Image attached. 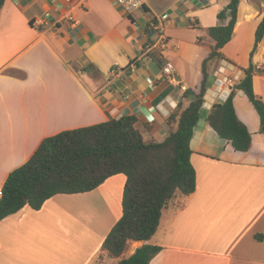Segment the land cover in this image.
<instances>
[{
    "label": "crops",
    "instance_id": "1",
    "mask_svg": "<svg viewBox=\"0 0 264 264\" xmlns=\"http://www.w3.org/2000/svg\"><path fill=\"white\" fill-rule=\"evenodd\" d=\"M229 1L146 0L130 15L113 0H6L0 10V190L45 137L63 130L135 114L147 139L163 141L174 129L168 117L184 93L166 80L163 66L173 65L176 75L199 91L193 84L201 85L203 74L197 76L214 43L207 28L228 23L218 13ZM171 10L196 30L193 46L174 45L167 24L178 23L164 19ZM48 12L52 21L38 24L36 19ZM68 15L74 19H63ZM263 17L264 0H240L233 36L222 49L227 59L213 73L191 141L196 190L183 208L171 203L155 235L147 242L134 241L128 255L149 243L161 247L151 264H264L260 116L245 92L237 90V115L253 136L248 151L233 149L208 121L214 105L227 98L222 78L238 75V83L251 60L257 70L253 88L264 102V37L251 57ZM56 19L62 20L55 26ZM159 29L169 38L166 49ZM82 60L99 72H77L69 65ZM132 60L137 63L128 74L122 68ZM219 68L226 73H217ZM93 80L102 100L89 83ZM219 90L223 98L216 97ZM126 180L118 173L93 190L58 193L40 209L27 205L5 217L0 221V264H105L107 258L113 264L116 259L106 255L96 260L123 215Z\"/></svg>",
    "mask_w": 264,
    "mask_h": 264
},
{
    "label": "trees",
    "instance_id": "2",
    "mask_svg": "<svg viewBox=\"0 0 264 264\" xmlns=\"http://www.w3.org/2000/svg\"><path fill=\"white\" fill-rule=\"evenodd\" d=\"M5 1L0 0V10ZM239 3L240 0H230L218 13L219 20L228 19V23L207 28L214 43L201 65L200 89H188L183 93L178 107L168 117L174 129L163 141L147 139L135 114H124L45 137L30 159L8 175L1 189L0 221L27 205L40 209L58 193L87 192L109 177L123 173L127 177L123 215L103 242L97 260L100 262L106 255L116 259L113 264H151L161 251L160 246L145 243L132 254L128 252L134 241L147 242L155 235L163 211L171 203L177 210L183 208L196 190L191 141L213 73L218 63L227 59L222 49L233 36ZM152 22L157 24L158 19L154 17ZM263 37L264 17L256 30L251 57ZM133 63L137 60L122 69L131 74ZM69 65L77 72H99L93 63L85 60L69 62ZM242 69L244 77L228 98L215 104L208 115L213 129L236 151H248L253 144L252 133L235 109L237 90L245 92L264 125V102L253 88L257 70L252 60Z\"/></svg>",
    "mask_w": 264,
    "mask_h": 264
},
{
    "label": "built area",
    "instance_id": "3",
    "mask_svg": "<svg viewBox=\"0 0 264 264\" xmlns=\"http://www.w3.org/2000/svg\"><path fill=\"white\" fill-rule=\"evenodd\" d=\"M116 5L118 7H120L123 11H125L127 14H134L137 10H140L142 8H144L146 0H113ZM70 19L73 20V16L72 15H68L66 17H64L63 19ZM62 19H56L55 22V26L59 23V21H61ZM52 21V16L51 14L48 12L46 13L43 17L36 19V22L40 25H45L48 22ZM219 74H225L226 71L223 68H219L218 72ZM163 74L166 78V80L173 86L175 87H179L182 91H186L188 89H190L188 87V85L186 83L183 82V80H181L175 72V68L173 67V65L171 64H166L163 66ZM239 79L238 75L235 76H224L222 78V82L225 83L226 85H228V89H227V94L224 96V98H228V96L230 95V93L233 91L235 85L237 84V81ZM221 90H219L216 94L217 98H223V93L220 92ZM226 98V99H227ZM212 103H215L212 102ZM207 104V100L204 98V105ZM174 107H177V103H174ZM2 195V191L0 190V196Z\"/></svg>",
    "mask_w": 264,
    "mask_h": 264
},
{
    "label": "rangeland",
    "instance_id": "4",
    "mask_svg": "<svg viewBox=\"0 0 264 264\" xmlns=\"http://www.w3.org/2000/svg\"><path fill=\"white\" fill-rule=\"evenodd\" d=\"M207 12L209 13L211 11L207 10ZM184 17L185 16H183V15H179V13L177 11L171 10L169 15L164 17V19L167 21H171L173 23H175V22L178 23V24L173 25V26H171L170 24H167V30L170 32V34L173 37V40L175 43L174 45H177V43H178V44H185L187 46H190L192 44L191 46H193V40H194L197 32H196V30H193L192 28L187 27L185 25L184 21L186 18H184ZM179 22H181V23H179ZM193 22H197V21L194 20ZM167 23H169V22H167ZM157 31L159 34L161 29H159ZM159 40H160L162 47H164L165 49L168 48L167 42L169 41V38L167 37V35L160 33L159 34ZM172 49H174L173 45H172ZM157 54H158V52H157ZM151 69L153 70V67ZM197 78H202V71L201 70H199V74H198ZM125 81H126V79H125ZM89 83H90L91 87H93L95 89L94 91L97 94V96L101 97L100 91L97 89V88H99L97 80L90 81ZM193 86H194V89H196L198 87L197 89L199 90L201 85H200V82H198L197 84H193ZM101 100H102V97H101ZM103 259H104V257H103ZM98 260H96V261H98ZM108 262L110 263L109 258L106 259L105 264H109Z\"/></svg>",
    "mask_w": 264,
    "mask_h": 264
},
{
    "label": "water",
    "instance_id": "5",
    "mask_svg": "<svg viewBox=\"0 0 264 264\" xmlns=\"http://www.w3.org/2000/svg\"><path fill=\"white\" fill-rule=\"evenodd\" d=\"M262 130H263V132H264V125L262 126Z\"/></svg>",
    "mask_w": 264,
    "mask_h": 264
}]
</instances>
